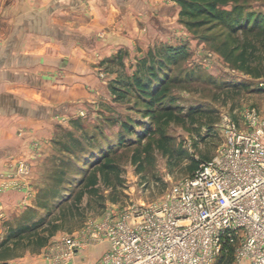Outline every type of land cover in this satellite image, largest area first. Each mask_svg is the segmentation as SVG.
I'll return each mask as SVG.
<instances>
[{"label": "rangeland", "instance_id": "1", "mask_svg": "<svg viewBox=\"0 0 264 264\" xmlns=\"http://www.w3.org/2000/svg\"><path fill=\"white\" fill-rule=\"evenodd\" d=\"M183 8L176 0V8L173 11L167 6L158 27L150 23L148 45L123 48L118 61L103 62L107 68L100 74L104 82L101 92L92 100L74 104V113L54 119L46 139L32 142L36 150L32 159L40 157L37 163L23 155L2 167L0 191L7 192L10 204L5 212L0 211V241L12 227L44 222L35 233L25 230L16 243L15 237L5 248L0 247V264H16V258H7L38 249L37 233L48 236V253L53 246L62 252L61 241L66 236L75 238L80 246L85 239L103 238L97 226L121 220L131 206L164 200L191 174L192 162L216 155L224 142L226 120L246 130L250 127L246 117L249 111L264 117V85L262 90L258 87V83H264V39L251 37L258 30L264 35V0H232L224 6L230 11L228 23L248 21L245 29L237 30H233L237 25L230 29L228 23L208 18L199 25L188 24L202 15L191 17ZM254 19L257 28L250 31ZM248 39L256 46L253 55H245L249 70L234 55L224 54L227 48ZM222 42L227 44L224 51ZM148 49L166 62L169 59L157 87L168 82L163 107L171 100L175 106L172 113L160 108L153 110V117L144 115L145 103L135 98L133 91L115 100L110 90L109 84L116 78L135 72L137 60L146 58ZM234 50L233 54L239 51ZM255 66L257 69H253ZM125 121L131 122L133 131L123 133L124 141L119 145L117 133ZM164 137L168 138L171 154L157 146L159 138ZM106 153L118 165L119 176L99 179L77 198L82 172L101 162ZM18 160L30 164L29 173L9 177V164ZM80 246L73 251L71 262ZM234 262V248L215 260V264Z\"/></svg>", "mask_w": 264, "mask_h": 264}, {"label": "crops", "instance_id": "2", "mask_svg": "<svg viewBox=\"0 0 264 264\" xmlns=\"http://www.w3.org/2000/svg\"><path fill=\"white\" fill-rule=\"evenodd\" d=\"M167 6L174 11L176 0H0V171L7 161L32 159V142L48 137L55 118L95 98L103 62L148 45L150 23L158 27ZM9 204L0 191V211ZM47 243L7 259L54 264ZM108 247L105 238L85 239L72 262L95 264Z\"/></svg>", "mask_w": 264, "mask_h": 264}, {"label": "built area", "instance_id": "3", "mask_svg": "<svg viewBox=\"0 0 264 264\" xmlns=\"http://www.w3.org/2000/svg\"><path fill=\"white\" fill-rule=\"evenodd\" d=\"M246 117V130L225 121L216 155L199 160L167 198L131 206L121 220L97 226L109 248L95 264H214L229 245L234 264H264V117L254 110ZM9 166V177L30 171L25 160ZM79 244L66 236L62 252L53 246L49 255L73 264Z\"/></svg>", "mask_w": 264, "mask_h": 264}, {"label": "trees", "instance_id": "4", "mask_svg": "<svg viewBox=\"0 0 264 264\" xmlns=\"http://www.w3.org/2000/svg\"><path fill=\"white\" fill-rule=\"evenodd\" d=\"M181 4H183L184 8L183 11L184 13L188 14L191 17H198V15H202L201 18H196L193 21L188 22V24H197L202 23V20L208 18L210 20H215V21H221L223 23H228L227 22V17L230 14V11L224 9V6H226L230 1L232 0H179ZM248 22V21H247ZM247 22L244 23H237V19L234 20L233 22L228 23V26L230 29L234 28V25L237 27L236 29H245L247 26ZM257 20H253L251 28L249 29L252 31L256 25H257ZM262 31L258 30L253 34L251 37H256L257 39H264V35L262 36ZM240 45V46H239ZM238 46H235L234 48H230L224 51V47L227 46L226 42H222L221 50L224 51V54L227 55V57H232L234 55L241 64H246L247 69H250V66L248 63V59H246L245 55H253L254 51L256 50L255 42L245 40L242 43H240ZM240 47V48H237ZM234 49H239V51L236 54L234 53ZM148 59V61H146ZM169 59H167V62ZM166 59L163 57H157L152 50L148 49L146 53V58H141L137 60L136 62V69L135 72L130 75V76H123L121 78H116L114 80V83L109 84L110 90L112 94L115 96V100L120 99L124 96V94H129L130 91H133L135 94V98H139L143 100L145 103V107L142 109L144 115L146 114L147 116H154V109H165L169 113L171 112V107H175L171 100L168 101L167 107H163L167 101H165L166 98L164 96L166 95V91L168 89V82H164L159 84L157 87V84L160 83L161 79V74L160 72L163 70V67L167 63ZM256 67V66H255ZM253 69H257L256 68ZM255 77H258V73H254ZM264 83H258L259 90L263 89ZM245 86H247L245 84ZM192 111H189L188 113H191ZM180 114V112H178ZM134 121V120H133ZM133 131V128L131 126V122L125 121L122 124V129L119 130L117 133L118 137V144L122 145L123 144V133H128L131 134ZM147 145V143H146ZM145 145V147H146ZM157 146L158 148L164 152V153H169L171 154L172 151L170 150L169 146V141L168 138H159L157 141ZM198 161L192 162L190 165V170H192L191 173L195 170L197 167ZM92 169L90 170H84L82 172V175L79 179L78 185H82L81 190H79L77 194V198L80 197L81 193L83 190L86 189H92L99 179H108L110 175H114L115 177L119 176V167L118 165L112 161V158L110 157L109 153H106L103 155V160L101 162H97L94 165L91 166ZM43 220L38 221L37 223H34L30 226H21V227H15V228H10L8 236L3 238L2 241H0V247L5 248L4 246L8 240L11 238L16 237V240H14L16 243L17 239L25 230L30 231L31 233H35V230L40 227L43 224ZM36 241L38 246H42L45 244L47 241L48 236H39L37 233L36 236ZM227 248L223 250L219 256L216 258L221 259L223 255L231 252L233 250V246L229 245L226 246ZM215 264V262H214Z\"/></svg>", "mask_w": 264, "mask_h": 264}]
</instances>
